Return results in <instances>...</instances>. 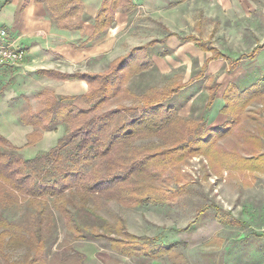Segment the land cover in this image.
Segmentation results:
<instances>
[{"label":"trees","instance_id":"trees-1","mask_svg":"<svg viewBox=\"0 0 264 264\" xmlns=\"http://www.w3.org/2000/svg\"><path fill=\"white\" fill-rule=\"evenodd\" d=\"M36 1L45 4L48 15L59 28L82 29L79 21L84 11L83 0ZM136 7L133 0H103L93 37L113 25L119 10L129 13ZM187 39L197 40L204 50L215 51L203 70L212 59L225 57L215 46L193 35ZM162 41L165 39H153L133 48L104 72H43L61 80H86L90 88L80 97L44 90L39 94L40 107L22 114L21 121L36 128L29 135V143L40 140L45 130H54L60 124L66 126V135L46 152L25 158L21 148L0 133V264H53L59 217L65 219L74 240L107 239L114 250L126 255L140 252L143 256L158 258L170 254L173 243H158L155 237H139L130 232L124 234L123 218L112 225L103 219L109 230L106 231L83 225L79 213L93 214L90 200L96 197L127 207L174 203L187 191L181 165L197 155L206 156L210 168L217 174L223 169L264 172V152L245 156L220 146L219 139L232 133L237 118L225 125L209 127L205 117L187 119L179 114L181 109L169 101L175 88L168 92L150 88L142 94L129 88L128 83L136 74L151 67L153 45ZM263 47L264 44L259 45L248 57ZM253 80L248 84L241 81L243 84L228 85L224 93L225 112L237 117L253 101L263 98L264 75ZM220 87L221 84H215L209 107L214 104ZM121 95H129L134 102L101 112L115 99L120 100ZM77 98L84 99L91 108L77 107L74 104ZM145 139L151 141L136 144ZM248 139L259 142L260 136L251 134ZM172 183L177 186L172 187ZM212 208L221 223L239 227L247 224L215 203L204 205L198 213L202 215ZM14 210L20 212L17 219L6 215L7 211ZM97 217L102 220L100 215ZM198 219L185 229L199 227ZM120 234L126 236L120 237ZM17 251L23 254L16 257Z\"/></svg>","mask_w":264,"mask_h":264},{"label":"rangeland","instance_id":"rangeland-1","mask_svg":"<svg viewBox=\"0 0 264 264\" xmlns=\"http://www.w3.org/2000/svg\"><path fill=\"white\" fill-rule=\"evenodd\" d=\"M196 8V19L192 15L194 7L191 5L188 8L190 19L187 21L184 31L173 22V27L166 29L162 22L155 19L143 20L142 23L147 27H142L141 22L132 20L131 26H137L136 31L132 33L136 37H134L135 42L150 37L159 39L157 37L163 34L167 39L161 42L162 44L155 43L153 52L167 48V52L171 53L172 47H165L168 39L177 40L178 36L175 33L187 35L195 32L193 35L195 38L198 37L200 41L208 45L215 44L219 52L223 51L221 49L227 45L238 47L241 50L242 42L245 45L253 42L252 40L246 41L243 37L246 26L256 27L259 22L264 27V17L260 13L249 15V19L241 15L237 16L238 18L235 17L229 25L225 24L223 15L219 17L217 12L215 15H211L213 10L206 6L205 9L202 8L203 12L199 10V6ZM143 18L145 19V17ZM175 18L177 19L178 16ZM200 27H202L201 30H198ZM190 41L198 42L195 39ZM205 51L212 55L215 54V51ZM154 56L155 53L152 57L151 67L136 74L129 81L128 86L134 93L142 94L150 88L168 92L171 88H175L169 101L178 106L181 109L179 114L187 119L205 117L210 127L213 121L214 123L222 121L221 125H225L231 119L237 118L232 133L219 139L220 146L240 151L245 156L264 152V96L253 101L245 111H240L237 117L232 112L224 111L226 105L224 99V106L220 111L222 120L208 119V114L213 107V105L208 106V101L215 92V84H221L218 94L223 90L225 73L232 76L238 75L230 81L238 84H243L241 81L247 84L250 80L254 82L252 77L248 78L252 74H248L242 79L243 71L226 63L222 72L208 78L204 74L207 69L204 70V73H200L197 62L192 63L191 69L190 64L177 65L178 63L175 64L174 60L162 61L158 66ZM219 58L225 59L224 56ZM92 63L90 69L106 68L105 70H107L110 68L106 62ZM230 68L232 73L228 71ZM191 70L192 77L189 78L187 76ZM14 72V69H10L11 74H15ZM257 73L264 75V72L261 71ZM7 77L6 80H8ZM14 78L9 80L16 81ZM3 81L6 82L4 79L0 80V93L3 92L1 90L4 85ZM259 84L262 85L263 82L260 81ZM22 87L28 89L25 84ZM33 89L35 91H32V95H26L25 100L29 104L37 106L40 104L38 85L35 84ZM133 102L134 99L129 95H121L120 100L115 99L101 112L121 105L130 106ZM251 134L260 136L259 142L249 140L248 136ZM149 141L151 139L139 140L136 141V144L141 145ZM181 168L185 177L183 181L187 182V191L174 203L127 207L117 201L106 202L96 197V199L90 200V205L94 207L95 212L91 214L83 211L78 216L83 225L98 227L99 230L106 231L109 230L104 226V220L112 225L117 223L119 218H123L125 222L124 234L130 232L139 237H155L158 243H173L175 246L170 254L158 258L146 257L140 252L126 255L114 250L111 242L107 239L74 240L72 234L67 230L65 219L59 217V238L58 243L53 247L55 254L53 264H264V236H262L264 234V172L223 169L221 173L217 174L214 169L210 168L208 159L203 155L189 158L181 165ZM171 185L172 187L177 186L175 183ZM212 203L230 211L247 224L239 227L221 223L217 219L214 208L199 215L200 208ZM6 215L11 219H17L20 212L7 211ZM97 215H100L102 220ZM196 219L200 221L199 227L185 229ZM179 229L185 230L178 231ZM112 235L116 236L117 233ZM124 236L126 235L120 234V237ZM21 254H23L22 251H17L15 256L19 257Z\"/></svg>","mask_w":264,"mask_h":264},{"label":"crops","instance_id":"crops-1","mask_svg":"<svg viewBox=\"0 0 264 264\" xmlns=\"http://www.w3.org/2000/svg\"><path fill=\"white\" fill-rule=\"evenodd\" d=\"M83 1L84 11L79 21L82 29L68 30L59 28L52 21L44 3H38L36 0H11L6 3V0H0V27L7 29L12 34L16 45L24 47L27 52L23 64L0 68V80L4 79L6 81L2 82L4 83L1 88L3 92L0 93V133L14 145L20 147V152L25 158L31 159L50 150L58 144L60 138L66 135H64L66 126L60 124L54 130H45L43 136L37 142L29 143V135L36 128L24 124L21 121V116L24 111L32 108L36 110L42 104L40 97V104L37 106L26 102L25 96L32 95L35 91L33 86L38 85L40 92L47 90L56 95L76 97L87 94L90 88L86 80L80 78L61 80L49 77L43 73L44 71L69 74L104 72L106 68L90 69L93 65L92 62H106L110 65L116 59L127 55L133 48L153 40L150 37L135 42V36L132 33L136 31L137 26H131L130 22L132 20L141 22L142 27H147L146 24L142 23L143 20L155 19L162 22L166 29H171L173 22L179 29L184 31L187 21L190 19L188 8L191 5L194 7L192 14L194 19H196L197 14L196 7L199 6V10L203 12L202 8L205 9L206 6L208 9L213 10L211 15H215L216 12L219 17L223 15L225 24L228 23L229 25L235 17L240 15L249 19V15L260 13L264 17V0H133L137 7L132 12L119 10L115 15L114 24L107 31L93 37L96 30V17L103 0ZM176 16H178L177 19ZM258 24L256 27L246 26L243 35L246 41L252 40L253 42L248 43V45L242 42L240 45L241 50L231 45L222 48L223 51L221 52L225 55V59H212L205 73L203 70L204 65L208 58L214 54L202 50L198 46V42L187 39L188 36L194 35V31V33L187 35L175 33L178 36L176 37L177 40L168 39L165 44V47H172L174 51L161 55V52H167V48L164 50L158 49V52H154V60L158 66L162 61L174 60L175 64L178 63L177 65L190 64V69L192 63L197 62L199 72L204 73L208 78L222 72V68L227 63L243 71L242 79L248 74H252L248 78L252 77L253 79L259 75L257 72H264V47L258 50L254 56L248 57L256 47L264 44V27L259 22ZM201 28H198V30H201ZM164 36L163 34L158 36L159 39L157 40H166L167 38H164ZM213 46L216 47L215 44ZM10 69H14L15 74H11ZM228 71L231 72L232 69L230 68ZM191 73L192 70L187 77L191 78ZM225 75L224 88L218 94L212 110L208 114V119L222 120V116H220L222 115L220 111L224 106V97L222 96H224L225 90L231 83V79L238 76L227 75V73ZM6 77L8 80H6ZM12 77H15L16 81L9 80ZM184 77H186V74H184ZM24 84L29 90L22 87ZM74 104L85 110L91 108L82 98L75 99ZM222 123V121L219 123L213 121L210 126H218Z\"/></svg>","mask_w":264,"mask_h":264},{"label":"built area","instance_id":"built-area-1","mask_svg":"<svg viewBox=\"0 0 264 264\" xmlns=\"http://www.w3.org/2000/svg\"><path fill=\"white\" fill-rule=\"evenodd\" d=\"M26 57V49L16 45L12 34L0 27V67L21 65Z\"/></svg>","mask_w":264,"mask_h":264}]
</instances>
